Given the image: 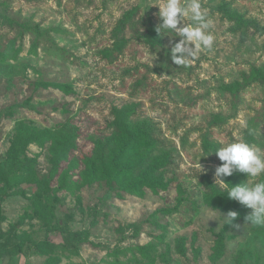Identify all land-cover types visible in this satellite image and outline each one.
Here are the masks:
<instances>
[{"label":"rangeland","instance_id":"1","mask_svg":"<svg viewBox=\"0 0 264 264\" xmlns=\"http://www.w3.org/2000/svg\"><path fill=\"white\" fill-rule=\"evenodd\" d=\"M161 3L0 0V11L25 25L0 20V50L12 40L19 47L16 54H0V162L20 122L51 129L56 137L72 136L66 158L50 176L49 188L58 189L54 204L61 226L48 234L47 245H34L46 216L31 204L51 171V142L28 144L25 151L35 161L37 178L24 180L23 170H15L16 180L4 185L10 191L0 201V264H264V226L247 223L245 215L229 224L225 211L204 203L199 184L202 175L215 183L220 161L214 151L223 144L249 143L251 133L250 144L264 150V81L254 78L264 70V30L237 29L218 9L226 3V9L264 28V0H201L214 45L181 65L171 59L181 39L177 32L157 33L155 46L143 42L145 33L162 22ZM133 9L134 16L115 33ZM185 25H193L190 17L178 27ZM118 39L122 50L105 55ZM39 80L67 84L70 90L36 88ZM234 82L244 85L236 95L224 89ZM29 97L26 106L7 115V106ZM215 115L223 117L220 122ZM118 119L130 130L150 128L153 144L127 145L119 158L126 173L111 183L100 174L89 183L81 170L90 163L108 169L104 142L115 133ZM157 156L171 162L152 172L165 187L124 188L138 177L141 163ZM263 175L247 182H260ZM238 178L247 179L242 173ZM84 233L86 241L73 238Z\"/></svg>","mask_w":264,"mask_h":264},{"label":"trees","instance_id":"2","mask_svg":"<svg viewBox=\"0 0 264 264\" xmlns=\"http://www.w3.org/2000/svg\"><path fill=\"white\" fill-rule=\"evenodd\" d=\"M227 5L226 3H222L218 9L221 13H223L229 20L235 23V27L238 29H247L249 26L254 27L256 30L263 31L264 28L260 27L257 22L254 19L246 18L242 13H240L236 9H226ZM136 9H133L129 12L125 13V17L119 21V23L115 26L114 32L118 33L123 30L125 27L126 21L128 19H131L133 17L134 13H136ZM0 20L9 23L14 24L17 23L20 27H24L25 25H22L21 23H18L14 19L8 17L4 13L0 11ZM113 35V34H112ZM143 42L150 44L151 46H155L158 44L157 39V32L154 29H149L143 38ZM15 41L12 40L11 43L7 45L3 50H0V54L2 57L9 56V54H16L19 50L18 48L14 47ZM37 47V44L34 43L33 47L31 48L32 51H35ZM121 51L122 50V40L118 39L113 44V48L111 50H105L104 54L109 55L112 54L113 51ZM254 78L257 81H264V70L260 69L257 70L254 73ZM51 86L53 88H56L63 93L69 92V86L67 84H63L60 82H50V81H42L39 80L35 83V87H47ZM244 86L241 83L234 82L230 83L224 86V89L227 92L233 93V95H236L239 89ZM30 97L28 99H25L24 101L14 104L11 106H7L6 110L8 111L7 115H10L11 112H13L14 109H18L20 107H24L29 102ZM220 115L214 116L215 122L221 121ZM225 118V117H224ZM120 119V118H119ZM115 121V133L112 134L111 137L107 138L105 140L106 146L109 148L108 154L110 155L109 160V167L108 169L99 170L94 164L90 163L86 168L81 170V174L85 180H87L89 183L96 176H100V174H103L102 176H106L108 183H111L112 180L118 179L120 176H122L123 173H126V166L124 164H119V158H122V155L126 153L127 145L133 144L136 147L145 146L150 143V145L153 144V139L151 137V129L150 128H136L134 130H130L128 128V125L122 120ZM122 119V118H121ZM250 141L249 144L253 141V137L251 133L247 134ZM72 136L69 137V135L65 136H59L56 137L51 129L48 128H40L36 125H27L22 122L18 123V125L15 127V131L13 135L11 136L9 147L6 151V157L5 161L0 162V201L2 198L8 194L10 189H7L4 187V185L9 184L16 179H14L13 176H15L13 173L15 170L22 169L23 172L20 174L24 180H29L34 175L37 178V171L34 169V163L35 161L28 157L25 153L28 144L35 143L39 146H42L44 141H50L52 147H51V171L49 172V175L42 178L41 182L38 184V191L35 193V198L33 199V203L31 204V208L35 209L42 215L46 216V223L44 225V228L41 229L38 237V241H34V245H47V238L48 234L55 230L56 228L60 227V218L56 216L55 213V202L54 197L55 191H57V188L50 189L49 188V181L51 173L56 172V168L58 166V163L61 159L66 158L65 155L68 153L72 145ZM206 139H203V144L205 147L208 146V143H206ZM142 161H140L137 164H140ZM15 163L20 164L19 168L16 169ZM77 162H73L72 166H75ZM171 162H169V157L162 156V157H155L152 161H149L148 164H142L141 167L138 169V171H141L138 173V177L135 178L133 181H130L129 183L124 186V188H128L129 191H134L136 188L137 190H142V187L144 185L151 186L154 188L158 187H165L166 185L161 182V176L158 175H152L153 171L158 170L161 167H164L166 164L170 165ZM221 164V161L219 162ZM71 166V165H70ZM17 171V172H18ZM137 171V172H138ZM65 174L68 173V171L64 172ZM140 174V176H139ZM239 172L234 173L232 176H228L225 179V182L231 183L233 185L241 183V181L238 178ZM66 176V175H64ZM16 177V176H15ZM99 179V178H97ZM261 181H264V175L261 178ZM4 182V183H3ZM1 183H3L1 185ZM200 188L202 189V197L204 203H206L208 206L219 208L226 213L229 210H234L239 213L238 217H244L248 213L250 209H247L246 207L240 205L237 201L229 200L227 198V187L226 189H222L218 184L214 183V180L210 178V176L202 175L199 180ZM61 186V185H60ZM60 186L58 188H60ZM140 187V188H139ZM51 191V193H50ZM36 232V234H37ZM78 240L86 241L88 239V233L84 234H78L77 236L73 235V238H76ZM223 233L221 232L219 234V243L220 246L223 245ZM31 241V239H29ZM24 242L22 241L19 246H21ZM139 250V253L141 252L143 255H146L147 251L142 249L141 247H136ZM221 250V248H220Z\"/></svg>","mask_w":264,"mask_h":264},{"label":"clouds","instance_id":"3","mask_svg":"<svg viewBox=\"0 0 264 264\" xmlns=\"http://www.w3.org/2000/svg\"><path fill=\"white\" fill-rule=\"evenodd\" d=\"M158 8V16L162 22L156 26V32L160 34L162 31H175L181 37L171 49L174 64H186L201 48H213L215 36L209 30L210 22L201 0H187L185 4L181 0H163ZM185 17H190L193 25L178 27ZM214 152L221 161L215 167V184L227 187L229 200L237 201L251 210L244 217L247 223L264 226V181L247 182L249 178L254 180L264 174V150L241 139L223 144ZM236 172L245 174L247 179L236 185L225 182L224 178ZM238 215L237 211L229 210L224 218L232 224ZM234 227L238 229L239 225Z\"/></svg>","mask_w":264,"mask_h":264}]
</instances>
